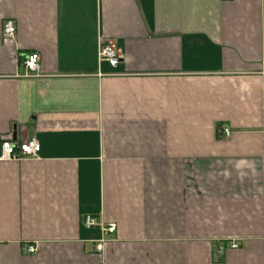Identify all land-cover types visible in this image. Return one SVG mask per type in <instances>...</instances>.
<instances>
[{
  "label": "crops",
  "instance_id": "1",
  "mask_svg": "<svg viewBox=\"0 0 264 264\" xmlns=\"http://www.w3.org/2000/svg\"><path fill=\"white\" fill-rule=\"evenodd\" d=\"M4 137L0 264H264V0H0Z\"/></svg>",
  "mask_w": 264,
  "mask_h": 264
},
{
  "label": "built area",
  "instance_id": "2",
  "mask_svg": "<svg viewBox=\"0 0 264 264\" xmlns=\"http://www.w3.org/2000/svg\"><path fill=\"white\" fill-rule=\"evenodd\" d=\"M16 29V24L13 19H5L2 27L3 40L12 39L16 33ZM122 56V51L114 39H105L101 42L99 46V59L101 61H106L111 66L115 67L120 62ZM24 69L25 75H39L40 55L37 51L25 54ZM219 135L221 137H229L231 135L229 125L223 124L220 126ZM40 149L41 144L36 137L22 141H14L12 137H4L0 139V159L35 157L38 155ZM82 218L84 225L87 227L98 225V221L93 212H84ZM100 228L102 235L94 241L95 249L97 251H102L104 245L110 238L109 235L116 232V224L114 222H108L106 224L102 223L100 224ZM238 245L239 243L237 241H233L230 244L231 247H237ZM27 249L29 252H35L36 246L29 245Z\"/></svg>",
  "mask_w": 264,
  "mask_h": 264
},
{
  "label": "water",
  "instance_id": "3",
  "mask_svg": "<svg viewBox=\"0 0 264 264\" xmlns=\"http://www.w3.org/2000/svg\"><path fill=\"white\" fill-rule=\"evenodd\" d=\"M15 126H16V125H14V128H15ZM13 137H14V139L16 138V131H14V133H13Z\"/></svg>",
  "mask_w": 264,
  "mask_h": 264
}]
</instances>
